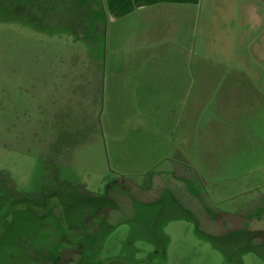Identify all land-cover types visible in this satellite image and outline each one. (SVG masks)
I'll return each instance as SVG.
<instances>
[{"label": "rangeland", "instance_id": "1", "mask_svg": "<svg viewBox=\"0 0 264 264\" xmlns=\"http://www.w3.org/2000/svg\"><path fill=\"white\" fill-rule=\"evenodd\" d=\"M112 14L0 0V264H264V139L178 162L128 132Z\"/></svg>", "mask_w": 264, "mask_h": 264}, {"label": "crops", "instance_id": "2", "mask_svg": "<svg viewBox=\"0 0 264 264\" xmlns=\"http://www.w3.org/2000/svg\"><path fill=\"white\" fill-rule=\"evenodd\" d=\"M108 65L107 107L178 162L264 139V0H113Z\"/></svg>", "mask_w": 264, "mask_h": 264}, {"label": "trees", "instance_id": "3", "mask_svg": "<svg viewBox=\"0 0 264 264\" xmlns=\"http://www.w3.org/2000/svg\"><path fill=\"white\" fill-rule=\"evenodd\" d=\"M45 256H47V255H45ZM50 262H51V261L46 262V260H45V264H51Z\"/></svg>", "mask_w": 264, "mask_h": 264}, {"label": "flooded vegetation", "instance_id": "4", "mask_svg": "<svg viewBox=\"0 0 264 264\" xmlns=\"http://www.w3.org/2000/svg\"><path fill=\"white\" fill-rule=\"evenodd\" d=\"M70 254V253H69ZM64 255V254H63ZM59 256H61V254L59 255Z\"/></svg>", "mask_w": 264, "mask_h": 264}]
</instances>
